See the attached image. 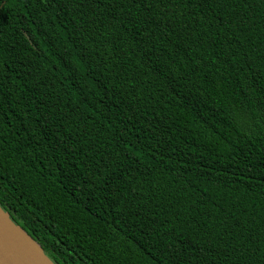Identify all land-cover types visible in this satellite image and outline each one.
<instances>
[{"label": "trees", "instance_id": "trees-1", "mask_svg": "<svg viewBox=\"0 0 264 264\" xmlns=\"http://www.w3.org/2000/svg\"><path fill=\"white\" fill-rule=\"evenodd\" d=\"M0 206L54 264H264V0H0Z\"/></svg>", "mask_w": 264, "mask_h": 264}, {"label": "water", "instance_id": "water-1", "mask_svg": "<svg viewBox=\"0 0 264 264\" xmlns=\"http://www.w3.org/2000/svg\"><path fill=\"white\" fill-rule=\"evenodd\" d=\"M0 264H54L1 206Z\"/></svg>", "mask_w": 264, "mask_h": 264}]
</instances>
